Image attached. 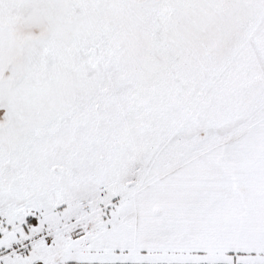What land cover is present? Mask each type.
Segmentation results:
<instances>
[{"label": "snow or ice", "instance_id": "1", "mask_svg": "<svg viewBox=\"0 0 264 264\" xmlns=\"http://www.w3.org/2000/svg\"><path fill=\"white\" fill-rule=\"evenodd\" d=\"M0 264H264V0H0Z\"/></svg>", "mask_w": 264, "mask_h": 264}]
</instances>
